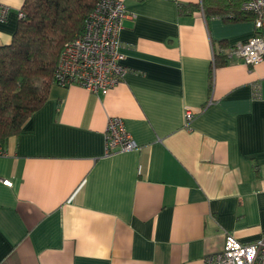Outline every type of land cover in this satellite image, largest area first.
I'll list each match as a JSON object with an SVG mask.
<instances>
[{
    "label": "crops",
    "instance_id": "crops-1",
    "mask_svg": "<svg viewBox=\"0 0 264 264\" xmlns=\"http://www.w3.org/2000/svg\"><path fill=\"white\" fill-rule=\"evenodd\" d=\"M203 1L124 0L136 14L120 35L124 81L104 94L54 84L7 140L0 178L13 186L0 181V264H204L228 235L261 237L264 61L229 57L255 21L206 15ZM25 2L0 0L10 8L0 46L11 44ZM110 117L140 149L106 155Z\"/></svg>",
    "mask_w": 264,
    "mask_h": 264
},
{
    "label": "built area",
    "instance_id": "built-area-1",
    "mask_svg": "<svg viewBox=\"0 0 264 264\" xmlns=\"http://www.w3.org/2000/svg\"><path fill=\"white\" fill-rule=\"evenodd\" d=\"M241 10L253 16L256 34L244 43L231 49L230 58L241 60L254 67L264 61V39L260 30L264 27V0H243ZM10 8L0 4V20L8 18ZM18 18L25 14L19 12ZM136 18L124 0H100L86 20L84 30L73 41L61 49L55 84L60 87L82 86L94 93H106L125 79L128 69L123 64L125 55L121 51L120 35L126 19ZM255 97L261 95V85L254 84ZM194 112L187 109L186 123L194 118ZM106 155L131 152L140 149L138 142L127 131L124 121L119 117L108 119L105 131ZM3 151H0V157ZM0 181L13 186L10 179ZM204 264H264V233L252 243H242L232 235L226 237L224 249L204 257Z\"/></svg>",
    "mask_w": 264,
    "mask_h": 264
},
{
    "label": "trees",
    "instance_id": "trees-1",
    "mask_svg": "<svg viewBox=\"0 0 264 264\" xmlns=\"http://www.w3.org/2000/svg\"><path fill=\"white\" fill-rule=\"evenodd\" d=\"M99 1L26 0L11 44L0 46V150L48 101L61 49L82 34ZM242 1L208 0L202 7L206 15L228 21L253 18L241 10ZM199 7L179 5V10Z\"/></svg>",
    "mask_w": 264,
    "mask_h": 264
}]
</instances>
